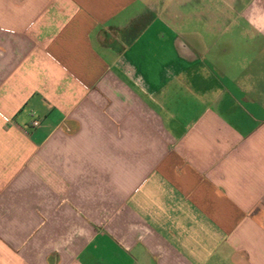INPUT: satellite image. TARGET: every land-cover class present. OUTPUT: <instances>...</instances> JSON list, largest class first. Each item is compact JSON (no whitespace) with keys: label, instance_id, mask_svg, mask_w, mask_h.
Segmentation results:
<instances>
[{"label":"crops","instance_id":"1","mask_svg":"<svg viewBox=\"0 0 264 264\" xmlns=\"http://www.w3.org/2000/svg\"><path fill=\"white\" fill-rule=\"evenodd\" d=\"M0 264H264V0H0Z\"/></svg>","mask_w":264,"mask_h":264},{"label":"rangeland","instance_id":"2","mask_svg":"<svg viewBox=\"0 0 264 264\" xmlns=\"http://www.w3.org/2000/svg\"><path fill=\"white\" fill-rule=\"evenodd\" d=\"M189 16L191 13H188ZM188 34L191 35L194 31L202 33L203 35V44H198V49L201 52H207L210 56H213L214 65L216 68L228 67L229 61L231 58L236 56H247V40H241L239 37V31L236 28H229L228 22H220L218 27L213 29L214 33L210 32L207 28L204 27H194L193 20L191 17L188 18ZM223 31V32H222ZM212 40H216L215 45L210 43ZM231 62V61H230Z\"/></svg>","mask_w":264,"mask_h":264}]
</instances>
